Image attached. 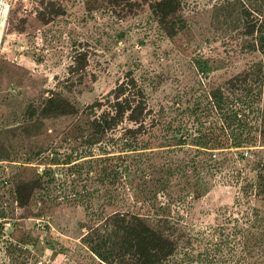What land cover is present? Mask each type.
<instances>
[{
    "label": "rangeland",
    "instance_id": "374dc122",
    "mask_svg": "<svg viewBox=\"0 0 264 264\" xmlns=\"http://www.w3.org/2000/svg\"><path fill=\"white\" fill-rule=\"evenodd\" d=\"M39 1L11 0L0 48V227H7L0 232V264H104L81 239L93 222L85 202L52 185L47 191L37 179L50 162L44 156L75 153L82 145L75 136L88 126L83 109L128 71L146 92L151 142L158 145L169 135V120L197 103L204 106L215 87L260 58L245 45L242 10L261 15L264 0H181L185 27L172 37L153 15L152 0H136L131 10L105 0H53L64 12L47 24L37 17ZM76 50L86 51L87 62L71 74ZM51 94L66 98L77 112L41 116ZM260 108L264 143V86ZM229 156L235 169L254 177L249 160ZM182 188V183L168 187L156 201L163 208L150 218L168 234L169 216L182 227L177 264H264L261 226L252 227L245 216L252 205L263 210L252 195L217 182L203 187L201 197L169 207V192L175 198ZM235 196L243 204L234 205Z\"/></svg>",
    "mask_w": 264,
    "mask_h": 264
},
{
    "label": "trees",
    "instance_id": "16d2710c",
    "mask_svg": "<svg viewBox=\"0 0 264 264\" xmlns=\"http://www.w3.org/2000/svg\"><path fill=\"white\" fill-rule=\"evenodd\" d=\"M105 1L127 10L137 4L136 0ZM39 2L37 17L44 24L51 16L64 12L56 1ZM149 7L167 36H175L185 27L181 0H152ZM242 12L243 34L249 36L245 45L257 51L260 58L215 87L204 106L197 103L169 120V135H164L158 145L152 146L151 142L155 137L148 119L152 110L146 92L128 71L103 98L83 109L88 126L81 127L75 136L82 140L75 153L44 156L50 162L36 175L37 179L43 180L47 191L52 185L65 196L71 191L74 200L85 202L93 222L81 239L101 263H178L182 227H177L169 216L168 234L150 220L163 208L157 205L159 196L175 183H182L184 191L175 198L169 192V207L173 201L183 204L201 197L203 187L208 189L209 184L217 182L235 186L245 197L252 195L263 210L252 205L245 216L253 222L252 227L261 226L264 238V148L260 147L264 143L257 122L264 86V11L254 15L244 8ZM73 58L71 74L85 68L87 53L76 50ZM76 112L66 98L54 94L45 98L40 109L43 117ZM232 150H236L235 161H250L254 177L229 163L233 161L229 156L234 155ZM180 153H185L182 160ZM240 198L235 196L234 205L243 204ZM258 240L261 244L260 235ZM183 254L190 255L187 251Z\"/></svg>",
    "mask_w": 264,
    "mask_h": 264
},
{
    "label": "built area",
    "instance_id": "2783aa9c",
    "mask_svg": "<svg viewBox=\"0 0 264 264\" xmlns=\"http://www.w3.org/2000/svg\"><path fill=\"white\" fill-rule=\"evenodd\" d=\"M10 8H11V0H0V48L3 41L4 31L8 24ZM1 222H2V218H0V223ZM6 229L7 227H4V229L0 227V232L1 231L7 232Z\"/></svg>",
    "mask_w": 264,
    "mask_h": 264
}]
</instances>
